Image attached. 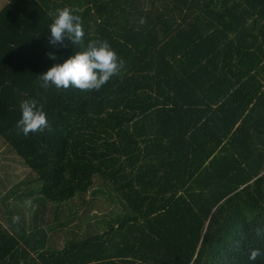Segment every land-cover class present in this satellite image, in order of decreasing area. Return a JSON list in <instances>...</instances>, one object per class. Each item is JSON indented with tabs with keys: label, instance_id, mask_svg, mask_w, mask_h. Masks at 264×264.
Returning a JSON list of instances; mask_svg holds the SVG:
<instances>
[{
	"label": "trees",
	"instance_id": "trees-1",
	"mask_svg": "<svg viewBox=\"0 0 264 264\" xmlns=\"http://www.w3.org/2000/svg\"><path fill=\"white\" fill-rule=\"evenodd\" d=\"M1 2L0 113L23 96L52 120L36 166L6 147L0 264H250L264 246V0ZM65 7L84 31L69 50L106 41L124 62L72 122L39 77Z\"/></svg>",
	"mask_w": 264,
	"mask_h": 264
},
{
	"label": "clouds",
	"instance_id": "clouds-1",
	"mask_svg": "<svg viewBox=\"0 0 264 264\" xmlns=\"http://www.w3.org/2000/svg\"><path fill=\"white\" fill-rule=\"evenodd\" d=\"M142 22V21H141ZM84 36L80 17L65 7L58 9L48 26L47 46L53 51L46 52L54 61L46 72L41 74V86H54L57 89L72 87L82 91L99 90L111 77L123 68L124 62L118 59L114 50L105 42L89 43L83 51L70 54L57 61L56 49H67L69 44H78ZM20 117L16 122L19 134L27 137L29 133L43 132L48 128L47 113L33 99L20 101ZM257 239L264 241V225L254 229ZM247 260L256 264L264 260V246L250 247Z\"/></svg>",
	"mask_w": 264,
	"mask_h": 264
},
{
	"label": "crops",
	"instance_id": "crops-1",
	"mask_svg": "<svg viewBox=\"0 0 264 264\" xmlns=\"http://www.w3.org/2000/svg\"><path fill=\"white\" fill-rule=\"evenodd\" d=\"M20 117L19 107L10 109L0 113V178L9 176V161L11 155L6 151V147L10 146L18 158L25 160L29 165L34 163L36 155H38L34 138L36 134L29 133L27 137L19 134L16 129V122ZM14 126V127H13ZM33 141V142H32ZM4 143V144H3ZM20 166V165H19ZM32 167L36 165H30ZM20 168V167H19ZM15 172V170H12ZM19 172V171H16ZM1 189V188H0ZM2 191V189H1Z\"/></svg>",
	"mask_w": 264,
	"mask_h": 264
},
{
	"label": "rangeland",
	"instance_id": "rangeland-1",
	"mask_svg": "<svg viewBox=\"0 0 264 264\" xmlns=\"http://www.w3.org/2000/svg\"><path fill=\"white\" fill-rule=\"evenodd\" d=\"M1 1L2 0H0V3H2ZM70 47H72L71 44H69V47H68L69 53L64 56L65 58L68 55H70L71 53L74 54L76 52H79V50H73L72 51V49H70L71 50L70 51L69 50ZM60 50H62V49H60ZM55 51H56V55H57V59H58L57 62H60L62 53L58 52L57 50H55ZM106 83H107V85H106ZM106 83L99 90H92V91H82V90H79V89L72 87L71 85L67 89L60 88L58 96L55 98L54 102L51 104L50 107L52 109L55 107L56 110L58 111V113L60 110H65L66 107H69L68 111L67 110L63 111V116H66L67 118L69 117V121L72 122L73 119L79 118L88 109V107L92 101L94 102V100L97 99L98 96L102 95L105 92L104 91L101 93L102 90L107 91L112 85H114V81H111V80L107 81ZM14 94L17 95L18 97H21L20 95H18L16 93H14ZM21 98L23 100L26 99L23 96ZM15 106H14V108H15ZM19 110H20V108H19ZM44 111L47 113V118H48L49 112H47L46 110H44ZM66 117L64 119H66ZM49 118H50V116H49ZM49 118H48V123L50 120H52V118H50V119ZM66 121H68V120H64V123ZM48 125H50V123Z\"/></svg>",
	"mask_w": 264,
	"mask_h": 264
}]
</instances>
